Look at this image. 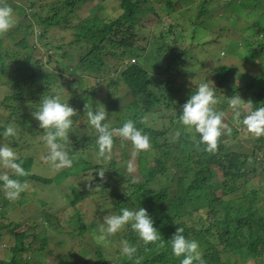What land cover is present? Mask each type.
Masks as SVG:
<instances>
[{
    "label": "trees",
    "instance_id": "16d2710c",
    "mask_svg": "<svg viewBox=\"0 0 264 264\" xmlns=\"http://www.w3.org/2000/svg\"><path fill=\"white\" fill-rule=\"evenodd\" d=\"M84 1L23 0V3H15L4 0L13 7L18 18H15L14 29L0 35V87L7 85L11 89L9 94L0 96V124H13L18 134L8 139L0 136V141L3 139L9 145L17 146L26 140L20 121L32 122L33 118L27 116L18 121L13 117L18 113L32 112L34 109L30 104L39 103L42 95L53 91L63 93L70 88L68 103L78 112L73 117L74 133H70L72 152L76 156L73 166L61 170L51 179L32 172L34 157H21L23 167L29 173L20 178L21 181L62 182L71 175H86L87 170H96L98 174L94 184L101 187L104 195L112 200L110 206L115 212L123 207H144L161 233L160 242L147 247L130 228L114 236L123 237L137 247L140 264H180L170 247V238L177 228H182L187 238L199 242L205 264H230L232 258L239 263L253 259L256 264H264V184L259 182L246 186L248 177L251 179L257 173L264 174V136L256 138L247 132H240L235 125L237 122H233V112L229 118L225 116L230 108V98L244 95L241 89L232 90L229 87L231 71L228 64L209 58L208 63L213 65L203 73L188 71L190 66L189 61L185 60V49L189 52L190 46L186 45L183 24L174 20L173 13L180 11L178 6L181 7L183 3L182 10L186 13L190 11L193 7H186L185 4L191 0H179L176 4L174 0H119V15L108 19L97 12L99 8L103 11L102 3L93 8L91 15H84L77 22L72 21L71 12ZM154 3L159 4L160 8L154 9ZM222 4L233 7V16L238 19L247 18L245 20L249 23L247 27L250 31L243 47L251 48L254 53H264V0H228ZM218 5L220 0H216V9ZM214 7L213 0H199L198 11L193 9L196 17L190 19L193 24L192 38H195L200 18H205L202 24L206 26L216 17ZM149 15L164 24L159 33L142 31V21H147ZM164 15L172 21L165 24L162 20ZM60 26L72 31V39L68 43L49 37L51 30ZM233 32V35L241 34L238 29ZM6 38L10 39L7 44ZM235 39L236 45L241 47V42L237 37ZM150 45L155 49H149ZM67 46L80 50L74 66L67 65L68 53L63 51ZM37 47L45 49V59L41 54H35ZM56 49H60L59 54H55ZM152 53L174 55L178 67H170L171 59L168 61L169 67L163 71L165 76L160 75L156 67L148 63ZM109 56L114 57L116 73L106 78V65L109 62L106 58ZM131 58H134L133 62ZM51 61L56 62V70L48 67ZM84 74L89 78L102 77L105 82L108 81L104 105L96 99L94 89L87 86L88 79ZM70 75L75 78L70 79ZM185 77L189 78L188 82ZM261 78L264 80V72H261ZM205 82L214 85L219 98L215 108L224 113L223 122L232 129L231 134L226 133L219 138L214 153L206 152L202 145L197 147L199 136L196 135L194 139L193 133L186 131L178 119L182 105L197 85ZM118 83L124 85V95L132 96L125 105H119L112 96V89H118ZM78 87L82 91L73 96L71 93ZM245 88L253 89L250 110L264 106L263 81L254 78ZM222 89L226 90L224 95L221 94ZM63 97L66 99L64 94ZM20 104H27L28 108L20 110ZM86 104L105 106L114 128L132 119L138 128L149 135L150 150L142 152L135 159L138 176H143L142 180H133L128 175L126 165L130 159L131 144L124 142L122 145L119 137L114 139L111 160L100 159L101 163L94 164L92 158L85 155L87 151L97 150L95 133L84 113ZM170 109L173 112L168 115ZM244 115L243 111L240 120ZM153 119L158 120L159 124L155 125L156 120L153 122ZM79 120L84 122L78 123ZM234 137L239 140L231 142L230 138ZM248 142L251 144L248 145ZM257 163H260V169ZM99 173H104L103 177ZM220 174L221 178L218 179ZM166 181H175L174 192L162 186ZM153 182L156 187H153ZM117 184H122L126 190H121ZM108 190L113 191L111 195L106 193ZM27 193L28 190L21 195ZM74 194L72 201L83 197L80 189L74 188ZM8 201L5 196L0 200V214ZM15 201L14 206L24 203L23 199ZM72 218H76L82 232L87 229L79 211ZM30 223L31 228L19 230V224L14 221L0 222V242L3 230L13 233L20 242L11 247L12 254L8 258L0 259V264H32L22 253L47 250L50 239L52 243L63 244V240L47 237L44 232L38 233L34 220ZM53 224L51 222L49 225ZM92 225V229L98 227L95 222ZM39 238V245L33 247L31 243ZM96 255L101 264H108L101 250H97ZM63 259L72 261L67 256ZM112 264H135V260L128 261L119 256Z\"/></svg>",
    "mask_w": 264,
    "mask_h": 264
},
{
    "label": "rangeland",
    "instance_id": "374dc122",
    "mask_svg": "<svg viewBox=\"0 0 264 264\" xmlns=\"http://www.w3.org/2000/svg\"><path fill=\"white\" fill-rule=\"evenodd\" d=\"M12 1H14L15 3H23V0ZM48 1L55 2L56 0ZM178 1L179 0H174V4H176ZM227 1L228 0H220V5H218L216 9V0H213V3L215 5L213 14H216V17L210 20V24L206 26L202 24V21L205 20V18H200L199 24L196 26V30L194 33L195 38L191 37V35L193 34V24L190 19L196 17L195 11H198L197 8L199 0H191L188 2L185 1L186 7H193L187 13L182 10L184 3L181 7L179 5L178 8L180 9V11L174 12L173 18L175 21L183 24L184 33L187 40L186 45L190 46V48L188 49L189 52H187L185 49V60H187V62L189 61L190 66L188 68V71L192 73L194 71L195 74L203 73L213 65V63H208L209 58L211 60L215 59L218 62L220 61L221 64H228L230 66L229 70L231 71L229 87L232 88V90L241 89L240 92L244 93L243 96L239 97L241 100L242 110L245 112V114H247L249 111H251L249 109V102L251 101V92H253V89L251 90L250 88L248 90L245 88V85L248 82L252 81L254 78L256 80L258 79L264 82V80H262L261 78V72H264V53H261L260 51L259 53H254L251 48L248 49L247 47H243L250 31V28L247 27L249 23L245 20L247 18L238 19L237 17L233 16L235 13L233 7L229 8L222 4H225ZM102 3L103 8L102 6L101 8L103 11H101L100 8L97 11L100 16H106L105 19H108L109 17L112 18L119 15V0H86L82 2L78 8L73 9V11L71 12V20L74 22L82 20L84 18V15H91V13L93 12V8ZM153 7L157 10L160 8V5L154 3ZM166 17H168V19ZM15 18H18V15L15 14ZM147 18H149L147 20L148 22L146 20L142 21V24L144 26L142 31L148 32L149 30H151L152 33H159L164 24L157 22L158 18L155 21V18H153L152 15H149ZM162 20L165 22V24H168L172 21L169 16H165ZM223 25H227L228 27L224 28L222 27ZM233 26H237V28H234ZM12 29H14V27ZM234 29L240 30L241 34L235 33V35H233ZM70 31L60 26L52 29V33L49 35V37L52 40L58 39L62 41L63 39L64 43H68L72 39V31ZM236 37L241 42V47H238L236 45ZM9 41L10 39L6 38V44ZM152 48L153 50L155 49L150 45L149 49ZM63 51H66L68 53L66 56L68 60L66 61L68 66L70 64L71 66L77 64V61L79 59L78 54L80 51L77 47L75 49H72V47L69 48V46H67L63 48ZM223 51L225 54H223ZM59 53L60 49H56L55 54ZM35 54H37V56H40L41 54L44 59L46 57L45 49L42 47H37V49L35 50ZM113 59V56H109V58H106V61L109 60L106 65V69L108 71L107 75H105L106 78L112 77L116 73V62L113 63ZM133 59L134 58H131V62H133ZM171 59L172 63L170 64V67H172L173 69L177 68L178 61L172 54H170V56H165V54L159 56L156 53H152V57L149 58L148 63L150 62V65L153 66V68L156 67L157 72L160 73V75L165 76L166 73H163V71L169 67L168 61H171ZM48 67L52 70H56V62L51 61ZM84 75L88 79V82L86 83L87 86L94 89L96 99L101 100V103H104L105 98L107 97L108 81L105 82L102 77L89 78V75ZM69 78L73 79L75 78V76L70 75ZM188 79L189 78L186 79L185 77L186 82H188ZM4 82H7V80H4ZM118 85V89H112V96L118 101L119 105H125L132 96L124 95L126 93V91L124 90V85L121 83H118ZM9 87L10 86L7 85H3L2 87H0L1 97L11 92V89ZM68 90L71 89L66 88L65 92H63V94L66 96V99L68 94H70V91ZM81 91L82 88L78 87L76 91L71 94L74 96ZM225 92V89L221 90L222 95H224ZM27 108V104H20L19 106L20 110H25ZM172 112L173 110L170 109L167 111V114L169 115ZM231 113L232 110L231 108H229L225 116L229 118L231 116ZM18 114V116L13 117L18 121L19 119L21 120L23 118H26L27 116L32 117L31 112H29L28 114ZM112 118H114V116ZM155 120L156 119H153V122ZM242 121L243 119L240 120V123H237L235 125L238 126L240 132H247ZM83 122V120L78 121V123ZM233 122L236 123V121ZM20 123L24 130V138L27 141H23L24 143L20 142L17 146L10 143V146L19 153L20 157H34L33 165L31 168L33 173L39 174L43 177L54 179L61 170L53 169L47 162V152L42 143V137L44 135V133L42 132L43 129L39 128L38 122L34 118L32 122L30 121L24 123L20 121ZM158 124L159 121L156 120L155 125ZM238 140V137L230 138L231 142H236ZM127 143L130 144L129 142ZM0 144L8 143L7 141L1 139ZM247 144L250 145L251 142H248ZM129 151L131 152V148ZM85 155L92 158L94 164L101 163L100 158H98L97 156V150L87 151ZM130 160L131 157L129 160H127V163H129ZM125 161L122 160V162ZM131 162L134 165L135 171L131 175L128 173V175L132 176L133 180H142L143 176H138L136 160H133ZM257 166L259 169L261 168L260 163H257ZM218 172L220 173L219 169ZM8 174L10 175L12 173L9 172ZM97 174L98 173L96 170L89 169L86 171V175H71L62 182H57L56 180H54L52 183H43L31 179L22 180V182L26 181L28 184V193L27 195H20V197L15 202L23 199L24 203L14 206L13 201H8V203L3 206V212L2 214H0V222L9 223L11 221H14L15 223L19 224V230H22L31 228L30 222H33L34 220V223L37 225L38 233L44 232L47 237H54L56 240H63V244H57L52 243V240L50 239V242H48L47 250L26 251L22 253L23 257L27 258V260L32 264H101L96 255V251L101 250L106 257L108 264H112L118 259V257L120 256L118 252L119 241L123 239V237H114L113 239L110 238L111 244L108 247L97 246L93 239L94 232L98 231L103 222V216L108 213V209H103L102 211L101 207L108 206L110 205V202H112V200L104 195L101 187L94 184V182H96ZM220 178L221 174L218 175V179ZM259 182H262V184H264L263 173H257L251 179L250 177H248L246 186H250L252 183ZM156 186V183L153 182V187ZM162 186L168 188L170 192H174L176 189L175 181H166L164 184H162ZM117 187L121 190L125 189L122 184H117ZM74 188L80 189L83 192V197L72 201V198L75 197ZM112 192V190L106 191L108 195H111ZM3 196L4 193L2 190H0V200ZM77 211L80 212L82 220L88 226L87 229L83 232L80 230V225L78 224L76 218H72L73 214ZM109 212L114 213L115 209L110 206ZM54 215L58 216V220ZM51 222L54 223L52 226L49 225ZM94 222L98 224V227H96L95 229L93 227L92 229V224ZM2 232L3 236L0 242V259L8 258L9 255L12 254L11 247L20 244L13 233H10V231L8 230H3ZM39 242L40 238L31 244L36 248L39 245ZM51 250L53 253H48V251ZM64 256L72 258V261H63ZM230 264H256V262L253 259H250L240 261L239 263L234 258H232L230 260Z\"/></svg>",
    "mask_w": 264,
    "mask_h": 264
},
{
    "label": "clouds",
    "instance_id": "9594fccd",
    "mask_svg": "<svg viewBox=\"0 0 264 264\" xmlns=\"http://www.w3.org/2000/svg\"><path fill=\"white\" fill-rule=\"evenodd\" d=\"M16 24L13 7L0 0V35L7 33ZM134 61V59H133ZM69 99L63 97L60 91L42 95L39 103L30 104L34 110L32 117L38 122L39 128L43 129L42 143L47 152V162L55 170L71 168L76 160L72 152L70 133H74V118L78 112L69 105ZM219 98L215 94V87L208 82L200 83L191 93L187 101L182 105L179 113V122L188 132L193 133L199 139L197 147L203 146L204 150L214 153L218 147L219 138L224 134H231L232 129L227 128L223 122V112L216 110ZM102 104V103H100ZM104 105V104H102ZM234 119L240 123L241 100L240 97L232 96L229 100ZM87 122L95 133L98 158L109 161L112 159L114 139L119 137L122 145L124 142L131 144V160L127 165V171L131 175L135 168L131 161L135 160L142 152L151 148L148 134L136 126L132 119L126 120L119 127H112L111 117L105 106L99 104L89 106L86 104L85 112ZM243 125L247 133L253 137L264 136V106L249 111L244 115ZM0 136L5 139L15 138L18 129L13 124H0ZM11 172L10 176L8 173ZM103 177L104 173H99ZM29 173L23 167L21 157L9 144H0V190L9 201L17 200L21 193L26 191L28 184L20 178ZM15 177V178H13ZM109 206L101 207L108 209L103 216V222L98 231L94 232L93 239L97 246L108 247L112 237L123 230L130 228L142 241L144 246L156 245L161 240L160 231L154 226L152 216L144 207H123L114 213L109 212ZM172 255L180 260V264H205L199 242L187 238L182 228H177L170 238ZM119 255L128 261L135 260L140 264L138 249L127 239L119 241Z\"/></svg>",
    "mask_w": 264,
    "mask_h": 264
}]
</instances>
